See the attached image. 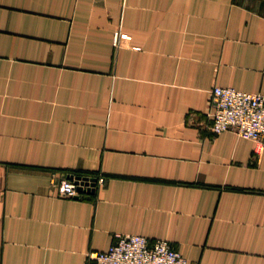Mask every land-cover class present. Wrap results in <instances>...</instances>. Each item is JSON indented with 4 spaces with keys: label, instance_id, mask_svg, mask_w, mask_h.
Here are the masks:
<instances>
[{
    "label": "crops",
    "instance_id": "crops-1",
    "mask_svg": "<svg viewBox=\"0 0 264 264\" xmlns=\"http://www.w3.org/2000/svg\"><path fill=\"white\" fill-rule=\"evenodd\" d=\"M217 86L264 95V0H0V264H95L117 233L264 264V150L209 130Z\"/></svg>",
    "mask_w": 264,
    "mask_h": 264
},
{
    "label": "built area",
    "instance_id": "built-area-1",
    "mask_svg": "<svg viewBox=\"0 0 264 264\" xmlns=\"http://www.w3.org/2000/svg\"><path fill=\"white\" fill-rule=\"evenodd\" d=\"M115 38L118 42L119 33ZM211 106L212 124L208 128L212 133L231 131L255 142L257 153L264 150L263 94L217 86L212 90ZM104 183V178H97L95 188ZM53 185L65 198H80L93 188L91 181L67 175L53 181ZM90 260L95 264H189L167 240L152 241L145 236L121 233L114 235V242L107 251L91 253Z\"/></svg>",
    "mask_w": 264,
    "mask_h": 264
},
{
    "label": "water",
    "instance_id": "water-1",
    "mask_svg": "<svg viewBox=\"0 0 264 264\" xmlns=\"http://www.w3.org/2000/svg\"><path fill=\"white\" fill-rule=\"evenodd\" d=\"M77 179H85V180H89L92 183V189L90 191H88L89 193H95L96 191V185H97V178H87V177H80L77 176ZM81 191V189H79Z\"/></svg>",
    "mask_w": 264,
    "mask_h": 264
}]
</instances>
